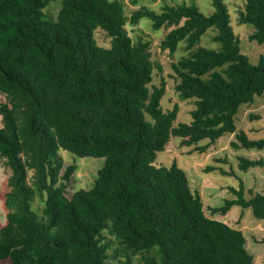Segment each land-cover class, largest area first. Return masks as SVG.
I'll list each match as a JSON object with an SVG mask.
<instances>
[{"label": "trees", "instance_id": "obj_1", "mask_svg": "<svg viewBox=\"0 0 264 264\" xmlns=\"http://www.w3.org/2000/svg\"><path fill=\"white\" fill-rule=\"evenodd\" d=\"M52 1L0 0V156L10 171L0 264H105L110 249L123 264H133L129 254L143 264H254L241 229L205 215L184 169L154 162L171 137L200 153L226 133L233 149L264 148V137L251 139L234 122L241 105L264 95V55L251 62L241 51L225 0H211L208 14L180 2L139 5L129 16L119 0H61L55 18L45 11ZM140 21L170 27L161 50L173 54L183 42L186 55L171 68L179 98L194 100L189 122L175 124L177 104L162 108L165 81L152 84L148 42L127 29ZM238 23L264 43V0H243ZM97 28L108 47L96 42ZM211 28L217 49L200 44ZM61 150L104 160L91 186L69 197L76 166L64 167ZM257 166L264 159L238 157L241 171ZM230 191L235 197L211 214L236 205L264 220V194L249 189L246 198L241 180Z\"/></svg>", "mask_w": 264, "mask_h": 264}, {"label": "rangeland", "instance_id": "obj_2", "mask_svg": "<svg viewBox=\"0 0 264 264\" xmlns=\"http://www.w3.org/2000/svg\"><path fill=\"white\" fill-rule=\"evenodd\" d=\"M124 4L125 14L130 15L133 9L139 5H145L148 8L159 11L163 5H173L180 2L196 4L199 9L208 14L211 9V0H141L140 3L132 5L130 0H119ZM61 0L52 1L45 9L46 13L55 18L60 7ZM229 9L230 25L234 34L239 40L241 51L248 55L251 62H255L259 55H264V43L258 44L251 41L249 35L252 33V27L238 23V12L243 8V0H225ZM204 10V11H203ZM212 10V9H211ZM208 12V13H207ZM211 12V11H210ZM128 32L135 40L142 38L148 42L150 59L153 64L152 84L159 85L160 79L165 81V94L161 99V105L164 111L170 110L174 104H177L179 111L175 124L179 122H189L191 120L190 111L194 108V100H181L175 90L177 78L171 68V62L176 61L181 56L186 55L183 49V42H180L178 48L173 54L167 50H161L160 40L170 27H162L155 31L151 28L149 21H140L136 26L127 25ZM213 28L209 29L201 38L202 46L217 49L219 44L213 41ZM96 42L100 46L108 47L110 39L105 32L97 28L94 32ZM5 98L0 93V103ZM250 115H257L258 119H249ZM237 131L243 130L251 139L264 137V95L256 96L254 102L247 106L241 105L234 119ZM2 125L0 115V127ZM234 139L233 134L226 133L211 144L205 152L193 151L192 147H185L180 144V139L171 137L163 151L156 153L155 164L160 166H169L175 161L184 169L190 188L197 192L203 203V210L207 217L221 220L228 225L241 229L245 237V247L253 256L254 264H264V220L255 218L250 208L241 206H232L226 214H211L210 208L221 205L224 199L234 198L230 187L238 188L239 181L244 184V196L250 197L248 190L253 193L264 194V169L261 167H251L247 171H241L238 168V157L244 156L249 159H264L263 149H233L229 143ZM63 158L64 167L74 164L76 166L70 181L67 183L66 195L69 197L79 188H88L93 183L96 171L103 164V158L78 157L64 150L59 151ZM219 159V160H218ZM207 166H213L214 169L206 171ZM64 169V168H63ZM224 172H222V171ZM62 172V171H61ZM10 174L5 164V159L0 156V223L4 224L6 210L3 208V192L6 188L7 178ZM31 175V171L29 172ZM32 208L40 213L41 203L38 197L32 202ZM107 239H112L113 248L119 245L112 235L106 232ZM112 249L108 251L109 257L105 264H123L125 256L118 254L113 257ZM141 254H129L133 264H143Z\"/></svg>", "mask_w": 264, "mask_h": 264}]
</instances>
